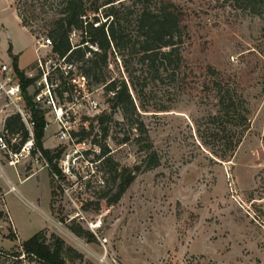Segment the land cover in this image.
I'll list each match as a JSON object with an SVG mask.
<instances>
[{"label": "rangeland", "instance_id": "obj_1", "mask_svg": "<svg viewBox=\"0 0 264 264\" xmlns=\"http://www.w3.org/2000/svg\"><path fill=\"white\" fill-rule=\"evenodd\" d=\"M42 1L0 0V61L12 65V45L20 54L19 66L35 65L37 41L49 37L59 10L51 2L41 8ZM157 1L174 4L179 12L183 68L174 76L163 72L155 81L140 74L137 57L131 58L129 69H137L138 93L133 96L148 111L138 118L160 156V166L139 173L117 204L106 205L101 194L110 187L112 172L102 165L93 138L110 149L118 170L140 164L136 125L132 141L123 143L130 128L104 89L112 80L127 81L126 74L118 58L110 55L99 82L82 74L83 62L69 63L72 71L67 76L58 69L48 81L57 85L58 104L68 113L66 136L58 137L54 115L48 111L42 114L49 124L41 144L59 153L53 164L60 174L49 163L42 168L35 153L15 168L0 154V264H36L24 258L21 244L39 231L47 237L54 234L73 250L64 254L68 264H264L262 18L230 0ZM128 7L131 2L124 1L120 10ZM14 11L28 20L29 34ZM87 15L92 18V13ZM125 27L134 36L132 22ZM82 36L72 29L70 44L84 46ZM38 55L62 65L52 48ZM92 55L85 53L83 61ZM207 67L233 90L245 129L231 117L219 127L218 120L212 121L220 113L206 88ZM103 113H113L105 139L97 124ZM90 126V136L78 143L80 137L72 133L89 131ZM78 226L85 231L83 237L71 231Z\"/></svg>", "mask_w": 264, "mask_h": 264}, {"label": "trees", "instance_id": "obj_2", "mask_svg": "<svg viewBox=\"0 0 264 264\" xmlns=\"http://www.w3.org/2000/svg\"><path fill=\"white\" fill-rule=\"evenodd\" d=\"M124 1H130L131 7L120 9ZM231 3L239 5L245 11L262 18V32L264 33V0H230ZM59 8L57 17L52 22V29L49 39L52 43V51L59 57L65 58L68 63L75 61L83 62L82 71L86 77H92L95 81H100L103 77L102 70L107 66V59L110 55L122 64L127 81L112 80L104 87L105 91L112 94L110 101L114 108L121 112L123 120H126L129 126V133L123 138V143H130L132 125H136L137 137L134 139L139 145L140 164L132 169L123 168L118 170L116 164L110 157V149L105 144L98 143L97 138H93L92 144L99 146L102 165L112 172L111 185L102 190L101 199L108 206H113L119 202L125 191L132 184L139 173L151 171L160 166V156L153 147L148 135V131L141 118L142 112H148L143 106L135 102L134 94L136 92L134 84V73L137 69H129L131 58L137 57V64H140V74H146L150 80H157L163 72L174 76L181 72L183 68V58L181 55V46L183 31L181 19L177 8L169 2H160L157 0H44L39 6H50L51 3ZM157 3V4H156ZM50 4V5H49ZM88 4V6H87ZM119 6V7H117ZM102 11L104 14H101ZM92 13V18L87 13ZM99 13L101 16H99ZM17 16L23 28L28 27V20L18 11ZM134 16L133 18H131ZM84 18V19H83ZM99 21L97 28L92 26V22ZM103 21V22H101ZM132 22L134 36L126 33L125 23ZM84 23H86L84 25ZM72 29L84 31L87 34L88 42L96 44L98 52L93 53L92 58L84 60L88 48L84 46L73 47L69 41V33ZM86 42L82 36L83 45ZM11 55V49H8ZM87 63L89 66L85 67ZM13 69L21 79L22 88L25 90L32 80H25L23 73L17 67L16 57L12 61ZM208 78L206 88L209 89L215 105L219 108V116H213L212 121H217L218 127L228 123L229 118L235 119L236 125L244 127L245 116L238 112L236 96L231 88L223 82L220 74L212 67H207ZM146 84H143L145 87ZM66 92L67 89L63 88ZM28 105H31L30 98L26 96ZM35 120V144L42 151L44 158L51 165L54 173L60 174V171L53 164L55 159L59 158V153L52 154L49 150L42 148L41 139L45 128V121L42 113L31 108ZM140 111V112H138ZM155 112H160L155 111ZM140 113V115H139ZM136 117V119H134ZM113 122V113H103L97 117L98 128L101 132V138L105 139L108 135L107 126ZM224 122V123H223ZM115 123V122H114ZM5 127L11 131L22 132L21 143L26 141V134L23 125L17 116L7 118ZM93 130L90 126L89 131L84 128L79 133H72L73 136H79L78 143H82L88 138ZM243 133V132H242ZM218 135V134H215ZM242 135L236 142L240 143ZM87 154V153H85ZM71 231L78 237H83L85 231L78 226L77 229L71 228ZM89 239H93L91 234ZM14 240L13 237L9 238ZM21 251L24 258L29 259L36 264H68L65 260V253H72L73 250L67 247L63 240L51 234L47 237L44 231H39L21 244Z\"/></svg>", "mask_w": 264, "mask_h": 264}, {"label": "built area", "instance_id": "obj_3", "mask_svg": "<svg viewBox=\"0 0 264 264\" xmlns=\"http://www.w3.org/2000/svg\"><path fill=\"white\" fill-rule=\"evenodd\" d=\"M99 24V21H97L92 26L97 28ZM80 32L86 40L84 43L88 48L86 54L91 55L98 52L97 45L88 42L86 32ZM40 47L51 49V40L49 38H41L40 41H37L35 65L28 72L20 71L23 73L25 80H32L25 90L22 88L21 79L14 71L12 65L0 61V154L3 153L7 156V164L11 168H15L23 158H28L34 153L42 161V168H49L48 161L35 144V120L32 107L44 115L46 112L51 111L54 115L53 123L57 127L58 137L63 139L66 136L64 122L69 118L68 113L65 108L58 104L54 90V87H57V85L49 82L48 76L57 72L58 69L67 76L72 71V64H69L65 61V58H59L57 55L54 57L62 65L52 63L51 57L45 59L44 56L38 55ZM26 96L30 98L31 105H28ZM89 106L92 109L97 108L95 102H90ZM11 116L19 117L23 125L27 137L23 143H21V132H11L5 127L7 118ZM48 124V122L45 123L44 130L48 127ZM9 189L10 191H15V186L10 185Z\"/></svg>", "mask_w": 264, "mask_h": 264}, {"label": "crops", "instance_id": "obj_4", "mask_svg": "<svg viewBox=\"0 0 264 264\" xmlns=\"http://www.w3.org/2000/svg\"><path fill=\"white\" fill-rule=\"evenodd\" d=\"M15 12V11H14ZM15 15H16V17H17V21L19 22V24H20V20H19V18H18V16H17V14H16V12H15ZM20 26H21V24H20ZM21 28L22 29H24L25 31H27L25 28H23L22 26H21ZM27 33L29 34V32L27 31ZM31 36V35H30ZM32 37V36H31ZM10 49H11V55H10V58H11V56L12 57H16V63H17V67L19 68V70L20 71H22V72H28L32 67H29V66H31V65H26V66H24V67H21V66H19V57H20V54H18V52H16L15 50H14V48H13V46L11 45L10 47H9ZM8 191H5V193H7Z\"/></svg>", "mask_w": 264, "mask_h": 264}, {"label": "bare ground", "instance_id": "obj_5", "mask_svg": "<svg viewBox=\"0 0 264 264\" xmlns=\"http://www.w3.org/2000/svg\"><path fill=\"white\" fill-rule=\"evenodd\" d=\"M40 50H47V49H44L43 47H40V49L38 51H40Z\"/></svg>", "mask_w": 264, "mask_h": 264}]
</instances>
